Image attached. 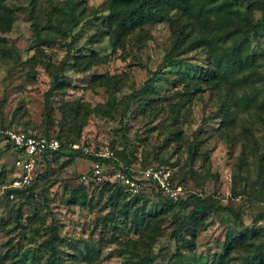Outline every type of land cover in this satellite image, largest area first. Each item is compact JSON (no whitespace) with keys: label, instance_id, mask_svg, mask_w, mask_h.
<instances>
[{"label":"rangeland","instance_id":"1","mask_svg":"<svg viewBox=\"0 0 264 264\" xmlns=\"http://www.w3.org/2000/svg\"><path fill=\"white\" fill-rule=\"evenodd\" d=\"M84 1L99 9L105 2ZM5 4L16 20L8 32L0 33L5 38L0 43V126L60 135L85 153L99 157L112 153L106 158L118 165L101 164V181H85L81 177L91 175L94 162L74 156L69 149L59 151L38 166L40 178L30 190L31 199L26 197L28 192L6 199L1 193L18 169L14 149L0 138V264H46L45 240L52 217L58 234L70 241L59 245V264H144L146 257L149 264H181L173 256L176 243L170 235L189 208L162 210L157 190L146 185L129 216H123L105 205L108 194L101 190L102 182L111 179L116 169L135 173L161 167L172 185L181 187V199L193 193L210 197L237 212L244 225L264 213V156L260 158L264 151V32L251 36L248 46L257 56L251 68L255 75L245 83L223 80L213 86L192 82L198 78L199 67L210 65L206 46L182 45L176 65L164 61L175 37L174 23L188 19L185 31L198 32L200 26L192 17L173 13L168 20L135 29L114 46L98 30L97 20H89L65 37L54 33L53 38L61 42L46 45L38 41L28 19L32 8L40 37L49 35L43 28L50 11L48 0L32 4L31 0H5ZM253 16L257 18L258 13ZM64 41L71 44L72 54H66ZM86 49H94L99 60L90 64L88 56L77 58ZM153 71H162L154 91L138 94ZM56 75L62 88L46 100L44 94ZM229 102L234 104V116L224 126L216 115ZM82 186L91 203H67L70 192ZM141 207L157 211L148 224L139 218L133 221L132 212ZM258 225L264 227V220ZM239 227L228 211H213L191 238L193 249L182 251L185 257L208 263L221 253L226 235ZM83 241L96 249L93 256L84 252ZM245 251L242 246L232 250L225 257L227 264L239 262Z\"/></svg>","mask_w":264,"mask_h":264},{"label":"trees","instance_id":"2","mask_svg":"<svg viewBox=\"0 0 264 264\" xmlns=\"http://www.w3.org/2000/svg\"><path fill=\"white\" fill-rule=\"evenodd\" d=\"M34 0H31V4ZM84 0H63L61 2H51L48 0L50 11L47 12V17L43 28L49 31V35L44 34L43 39L40 37V28L38 16L33 15L32 8L30 10L29 21L31 28L35 32V36L40 43L50 45L52 43H60L61 39L53 38L54 33L67 36L74 28L89 20H97L98 30L107 35L111 39V45L114 46L135 29L141 28L144 25L151 24L156 21L168 20L173 13L179 12L182 16L192 17L194 24H198L197 33L185 31L183 26L190 24L189 20L185 23H174L172 29L175 33L169 50L164 56L165 63L169 62L170 66L176 65L178 62L176 56L180 52L182 45L188 46L192 43H197L199 46H206L211 56L210 65L199 67L197 69V79L194 83H206L213 86L223 80L231 84L245 83L255 75L252 66L255 64L257 56L254 52L248 51V46L251 36L260 35L264 32V0H105L102 8L90 7L84 3ZM237 5L235 8L231 6ZM243 7V10L240 9ZM257 12L258 17H254L253 13ZM54 14L53 17L51 15ZM16 15L13 10L8 8L5 0H0V33L8 32ZM99 31V32H100ZM5 38L0 36V43L4 44ZM66 49V54L69 55L72 51L69 42H62ZM193 45V44H192ZM87 53H81L77 58L88 56L87 61L92 64L97 62L99 58L96 56L94 49H86ZM72 54V53H71ZM77 56V55H72ZM172 62V63H171ZM247 68V72L241 76L237 74ZM162 71H153L151 76L147 78L140 89L137 91L140 95H145L154 91V83L160 76ZM200 80V81H199ZM62 82L55 76L49 89L44 94L48 100L55 92L62 88ZM188 86V85H187ZM111 105V102H108ZM220 107V114L216 116L221 118V123L228 126L233 119L234 110L232 103H223ZM1 130L21 131L28 135H42L48 137L47 132L43 134H35L21 129H13L6 126H0ZM59 140V147L56 151L42 156L36 164L35 171L31 178V182L24 188H11L5 186V190L1 193L6 199L28 192L26 197H33L30 190L38 182L40 172L38 166L41 162L48 161L49 157L59 151L69 149L74 156L98 161L101 164L111 163L117 166L118 163L112 158L99 157L94 154L83 152L78 147L73 148L75 143L64 140L60 135L55 136ZM8 148H13L9 143L5 144ZM77 146V145H76ZM14 149V148H13ZM17 151H15L16 153ZM264 156V151L260 158ZM129 174L127 169H123ZM101 190L107 192V201L105 205L118 210L123 216L128 217L129 211L134 201H138V197L142 193L130 195L125 188L116 181L106 179L101 184ZM13 194L10 198L9 195ZM156 196L161 203V209L168 211L171 208L182 206L189 208L187 214L174 227L170 237L176 243V250L173 253L174 258H177L181 264H227L225 258L232 250L238 247H243L246 255L234 264H264V227H260L258 223L264 220V213H258L252 220L251 225H244L240 216L230 207H221L214 203L210 197L202 198L198 194H191L184 199L172 201L165 198L157 191ZM135 198V199H134ZM127 199V200H126ZM124 200L123 203H119ZM67 203L86 205L91 203V198L85 192V187L82 186L78 190H72L66 199ZM140 210L139 212H137ZM228 211L239 223V229L230 232L226 235L225 240L221 244V253L217 257H213L208 263L199 262L195 257H185L182 249H193V241L199 229L202 228L204 221L213 211ZM157 214L156 210L144 211V208H136L131 216L134 219L139 218L141 222L154 218ZM147 218V220H146ZM46 246L49 249V254L46 259V264H59L61 257L59 255V245L70 244V241L61 237L58 234L57 227L54 224L53 217L51 223L47 227ZM258 241V242H257ZM75 249L78 247L75 245ZM83 250L86 254L94 255L96 249L89 246L86 241H83ZM150 259L146 257L144 264H149Z\"/></svg>","mask_w":264,"mask_h":264},{"label":"built area","instance_id":"3","mask_svg":"<svg viewBox=\"0 0 264 264\" xmlns=\"http://www.w3.org/2000/svg\"><path fill=\"white\" fill-rule=\"evenodd\" d=\"M0 138L13 146L14 151H17L14 159L15 168L18 169L7 187L24 188L27 187L35 171L37 161L45 155L56 151L59 147V140L55 136H32L21 131L15 130H1ZM76 146V145H74ZM112 156V153H106L105 156ZM125 173L122 169L113 170L111 179L122 185L130 195L138 194L146 185H152L164 197L178 201L180 199L181 187L179 185H172L169 175L161 167H145L138 169L135 173H131L133 169H127ZM83 180H97L101 181V163L95 161L93 163V171L91 175L83 174ZM10 198L13 194L9 195Z\"/></svg>","mask_w":264,"mask_h":264}]
</instances>
